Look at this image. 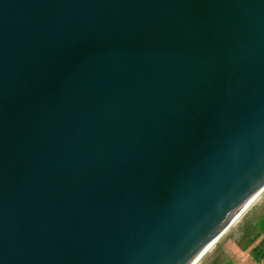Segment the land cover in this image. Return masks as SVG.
I'll return each mask as SVG.
<instances>
[{
	"label": "water",
	"instance_id": "obj_1",
	"mask_svg": "<svg viewBox=\"0 0 264 264\" xmlns=\"http://www.w3.org/2000/svg\"><path fill=\"white\" fill-rule=\"evenodd\" d=\"M264 191V0H0V264H199Z\"/></svg>",
	"mask_w": 264,
	"mask_h": 264
},
{
	"label": "rangeland",
	"instance_id": "obj_2",
	"mask_svg": "<svg viewBox=\"0 0 264 264\" xmlns=\"http://www.w3.org/2000/svg\"><path fill=\"white\" fill-rule=\"evenodd\" d=\"M263 213L264 191L199 264H264L255 263L251 253L261 237L257 221Z\"/></svg>",
	"mask_w": 264,
	"mask_h": 264
},
{
	"label": "trees",
	"instance_id": "obj_3",
	"mask_svg": "<svg viewBox=\"0 0 264 264\" xmlns=\"http://www.w3.org/2000/svg\"><path fill=\"white\" fill-rule=\"evenodd\" d=\"M257 226L261 237L258 243L251 248V253L255 263H264V213L257 221Z\"/></svg>",
	"mask_w": 264,
	"mask_h": 264
},
{
	"label": "bare ground",
	"instance_id": "obj_4",
	"mask_svg": "<svg viewBox=\"0 0 264 264\" xmlns=\"http://www.w3.org/2000/svg\"><path fill=\"white\" fill-rule=\"evenodd\" d=\"M258 197H259V196H258ZM258 197L255 199V201L258 199ZM255 201H254V202H255ZM254 202H253L251 205H253ZM251 205H250V206H251ZM250 206H249V207H250ZM249 207H248V208H249ZM248 208L245 210V212L248 210ZM245 212H244V213H245ZM244 213H243V214H244ZM243 214H242V215H243ZM242 215H241V216H242ZM241 216H240V217H241ZM240 217H239V218H240ZM239 218L235 221V223L239 220ZM235 223H234V224H235Z\"/></svg>",
	"mask_w": 264,
	"mask_h": 264
}]
</instances>
